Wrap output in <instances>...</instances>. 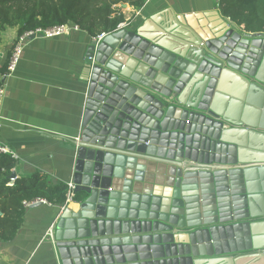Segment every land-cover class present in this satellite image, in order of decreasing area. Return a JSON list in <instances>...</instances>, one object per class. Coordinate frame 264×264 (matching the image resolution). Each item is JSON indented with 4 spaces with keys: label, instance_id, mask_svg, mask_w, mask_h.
Segmentation results:
<instances>
[{
    "label": "water",
    "instance_id": "water-1",
    "mask_svg": "<svg viewBox=\"0 0 264 264\" xmlns=\"http://www.w3.org/2000/svg\"><path fill=\"white\" fill-rule=\"evenodd\" d=\"M167 9L88 47L56 264H264V33Z\"/></svg>",
    "mask_w": 264,
    "mask_h": 264
},
{
    "label": "crops",
    "instance_id": "crops-1",
    "mask_svg": "<svg viewBox=\"0 0 264 264\" xmlns=\"http://www.w3.org/2000/svg\"><path fill=\"white\" fill-rule=\"evenodd\" d=\"M163 8L174 14L218 9L223 15L220 0H146L139 9L121 6L122 23L136 24ZM7 29L14 34L4 40L1 36L0 73L17 35L15 27ZM92 41L80 29L34 36L24 45L15 71L5 80L0 108V143L17 155L13 171L18 177L39 172L52 181L72 182L70 140L78 134L85 98L83 66ZM67 205L78 206L75 200ZM25 207L15 236L0 242V264H56L49 232L63 206L48 202Z\"/></svg>",
    "mask_w": 264,
    "mask_h": 264
},
{
    "label": "trees",
    "instance_id": "trees-1",
    "mask_svg": "<svg viewBox=\"0 0 264 264\" xmlns=\"http://www.w3.org/2000/svg\"><path fill=\"white\" fill-rule=\"evenodd\" d=\"M146 0H0L1 32L15 27L17 35L36 27H48L72 21L92 37L101 32L111 33L125 21L121 4L141 8ZM119 5V6H117ZM221 11L248 32L264 33V0H220ZM10 54V52H9ZM9 56V55H8ZM15 160L0 154V242L11 240L23 222L26 207L23 201L44 198L64 206L67 185L52 181L45 174L16 176Z\"/></svg>",
    "mask_w": 264,
    "mask_h": 264
},
{
    "label": "built area",
    "instance_id": "built-area-1",
    "mask_svg": "<svg viewBox=\"0 0 264 264\" xmlns=\"http://www.w3.org/2000/svg\"><path fill=\"white\" fill-rule=\"evenodd\" d=\"M219 1V0H218ZM119 6V5H117ZM229 19V18H228ZM230 20V19H229ZM231 21V20H230ZM125 23H120L118 27L124 26ZM237 25V24H236ZM240 28L242 25H237ZM80 26L72 21H67L62 24L58 25H53V26H48V27H36L34 29L28 30L23 32L21 35H16L12 39L11 43V49H10V54L8 56L7 63L5 65L4 70L0 73V79L2 80L0 83V108L2 105V101L5 95V90H6V83L5 80L10 77L13 72L15 71L22 49L24 45L27 43V40L29 36L34 35V36H41V37H56V36H61L65 34H69L71 31H78L80 30ZM6 30V29H5ZM3 30L2 32H4ZM107 33L101 32L97 34L96 36H93L92 39L96 42V44L102 40V38L106 35ZM0 119H2L1 113H0ZM0 154H9L14 160L17 158V155L9 150L6 145L0 143ZM16 174H13L10 176L8 184L12 185V183L16 179ZM67 189L65 193L66 201L65 203L68 204V202L72 199L74 193H73V183L70 181L67 184ZM35 202H40V203H48V201L44 198H37L32 201H23L24 206H29ZM50 233V232H49Z\"/></svg>",
    "mask_w": 264,
    "mask_h": 264
},
{
    "label": "rangeland",
    "instance_id": "rangeland-1",
    "mask_svg": "<svg viewBox=\"0 0 264 264\" xmlns=\"http://www.w3.org/2000/svg\"><path fill=\"white\" fill-rule=\"evenodd\" d=\"M13 34H14V29H6L4 32H1V36L3 40L5 39V37H10Z\"/></svg>",
    "mask_w": 264,
    "mask_h": 264
}]
</instances>
